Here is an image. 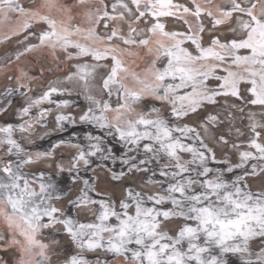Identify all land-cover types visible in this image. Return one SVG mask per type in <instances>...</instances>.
I'll use <instances>...</instances> for the list:
<instances>
[{
	"label": "snow or ice",
	"instance_id": "6c2138e0",
	"mask_svg": "<svg viewBox=\"0 0 264 264\" xmlns=\"http://www.w3.org/2000/svg\"><path fill=\"white\" fill-rule=\"evenodd\" d=\"M0 34L23 36L17 61L73 62L87 102L62 112L71 90L50 83L0 126V264H264V123L242 142L208 112L264 110V0H0ZM7 78L33 90L24 69ZM52 113L39 139L68 137L26 147ZM94 164L119 196L83 179Z\"/></svg>",
	"mask_w": 264,
	"mask_h": 264
},
{
	"label": "rangeland",
	"instance_id": "374dc122",
	"mask_svg": "<svg viewBox=\"0 0 264 264\" xmlns=\"http://www.w3.org/2000/svg\"><path fill=\"white\" fill-rule=\"evenodd\" d=\"M167 27L169 30H177L181 28V25L177 23L175 20L168 19ZM35 30V29H34ZM23 39V36L13 37L11 40H4L2 34H0V126H3L5 122H21L19 119V109L22 106L27 105V101L29 98H35L40 93L45 91L50 83H57V81L63 80V82H58L61 87L67 88L71 90V94L65 92L63 98H67L71 101V106L67 109H62L61 111L64 113H77L80 108H82L87 102L84 100L83 95H78L82 91V84L75 86L73 81L65 79L67 74L72 69V63L69 62H61L56 63L53 61L52 57L49 56L47 59L42 58L40 53H31L22 56L19 61L16 60V54L18 51L23 50V45L19 43ZM30 42L35 43V39H31ZM18 69H24L29 72V75L34 77V80L30 82V87L33 89L31 92H27V95H23V92L26 90H17L12 95H8L6 89L16 88V82L14 80H9L7 77L10 75L17 74ZM41 69H43V74H41ZM66 81V83H65ZM75 81V80H74ZM97 85L100 84L99 78L94 82ZM231 103V102H229ZM40 107H48L47 104H43ZM240 107H244L242 104L237 102V108H230L228 104H225L223 100H221L219 105L210 106L208 112L210 114H218L220 119L224 121V126L221 131L227 133L231 131V138L237 139L238 141H246L250 135V125L253 122L252 116H257L260 119L259 123H264V110H261L258 107H244V111H239ZM6 108L7 112L5 113L3 109ZM32 112H36L37 109H31ZM55 113L49 114L48 116V128L44 129L42 127H37L35 133L31 136V139L35 141L33 144H28L27 140H24V144L26 147L32 148L34 150H45L48 149L51 143H54L56 139H58L61 135L66 139L68 137L69 132L72 131V128L66 125L68 131L61 134L58 132H52L51 136H44V139H39L40 136L44 135L45 131L51 132V129L54 127V117ZM25 120H31L30 117H24ZM32 122V121H31ZM33 123V122H32ZM35 124V123H33ZM236 129H239L243 135L237 136ZM77 132H80V129H76ZM15 135L19 138L20 133L17 132ZM28 134H25L27 136ZM60 152H64L65 156H67V150H58L57 155ZM219 156V152L217 153ZM63 163H67L65 159L62 161ZM110 164V162H109ZM43 170L46 172L52 171V169L48 170L49 164H44L42 166ZM118 167V166H117ZM37 166H28L26 171L34 172L36 171ZM81 176L83 179H88L90 182H94L97 190L106 192L107 195H112L113 191H115L116 196L120 195V189H113V183L110 180V175L107 172V169L96 168L95 164L92 169H89L87 172L82 171ZM250 184L254 189L258 188L261 185V180L259 178L250 179ZM133 185H137L140 183V180L136 178L135 180L128 181ZM65 188V190H70L73 193H78L79 188L83 187L82 181L77 185H72L71 182H67L61 185ZM63 240V238H61ZM71 249L65 248L64 252H62L61 258L65 253H70ZM0 258L12 259L11 254L9 253L7 256H4L0 253ZM53 264H57V258H53Z\"/></svg>",
	"mask_w": 264,
	"mask_h": 264
},
{
	"label": "bare ground",
	"instance_id": "6f19581e",
	"mask_svg": "<svg viewBox=\"0 0 264 264\" xmlns=\"http://www.w3.org/2000/svg\"><path fill=\"white\" fill-rule=\"evenodd\" d=\"M61 80H62V79H61ZM62 81H63V80H62ZM62 81L59 80V81H57V83H58V82L60 83V82H62ZM65 82H66V81H65ZM69 83H70V84L74 83L75 86H78V85L80 84L79 81H74V80H73L72 83L69 81ZM254 119H255L257 122H260V119H259L257 116H255Z\"/></svg>",
	"mask_w": 264,
	"mask_h": 264
},
{
	"label": "flooded vegetation",
	"instance_id": "af4514ba",
	"mask_svg": "<svg viewBox=\"0 0 264 264\" xmlns=\"http://www.w3.org/2000/svg\"><path fill=\"white\" fill-rule=\"evenodd\" d=\"M68 74H69V73H68ZM68 74H67V75H68ZM61 81H62V80H61ZM62 82H63V81H62ZM63 83H64V82H63ZM65 83H66V82H65ZM32 122L35 123L34 120H32ZM59 154H60V153H59ZM47 169L50 170L51 168H47Z\"/></svg>",
	"mask_w": 264,
	"mask_h": 264
}]
</instances>
